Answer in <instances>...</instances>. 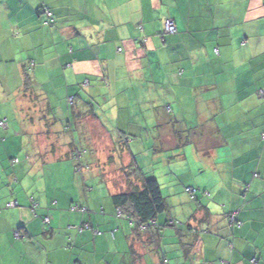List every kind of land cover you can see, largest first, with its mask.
Segmentation results:
<instances>
[{
  "label": "crops",
  "instance_id": "1",
  "mask_svg": "<svg viewBox=\"0 0 264 264\" xmlns=\"http://www.w3.org/2000/svg\"><path fill=\"white\" fill-rule=\"evenodd\" d=\"M167 18L175 32H164ZM4 60L15 61L0 69L15 70L18 86L0 101L12 114L38 102L51 124L74 119L83 137L157 126L170 144L185 125L201 144L180 174L195 198L170 169L166 208L141 231L116 215L111 196L126 185L114 171L95 167L103 184L90 195L86 178L72 184L83 168L73 147L9 137L19 121L0 113L11 120L0 127V264H264V0H0ZM19 120L23 132L34 124L24 111ZM120 156L121 175L133 154ZM55 169L69 184L49 192ZM159 173L162 190L170 173Z\"/></svg>",
  "mask_w": 264,
  "mask_h": 264
},
{
  "label": "rangeland",
  "instance_id": "2",
  "mask_svg": "<svg viewBox=\"0 0 264 264\" xmlns=\"http://www.w3.org/2000/svg\"><path fill=\"white\" fill-rule=\"evenodd\" d=\"M14 62L15 61L6 62V60H4L0 63V69L1 66H5L10 70L14 66ZM4 74V76L2 75V77H0V101L2 100V97L10 96L11 98V95H8L9 91L17 88L18 86L16 85L17 80L15 78V70L6 72ZM38 105H40V103H33V110H20L18 106V109L15 112L13 111V114L11 110L13 107L10 101L8 102V104L0 106V113L2 115L8 116L9 119L13 117V119L16 120V123L17 121H19V124L17 123V125L15 126V130H19V134L17 135L15 133L11 125L10 127H8L9 129H7L9 137H26V139H28L27 137H37L39 138L38 140L43 139L45 142L47 141V143H44L45 147H47L49 143L52 144L53 142L60 144L61 148L65 150L73 147L72 159L76 164L80 163L83 168L77 172V180L70 177L72 180V184L74 183L76 185L78 181L82 183L84 182L83 179L86 178V181L88 182L87 185H89V187H92L93 190L88 191L90 195H95L96 187H100V185L103 184L101 182V179H103L102 176L95 174V167H98L99 170L106 172L104 174H108L111 169V171L114 172L109 173V175L113 176V179H115L117 185H121L122 187L126 185L123 181V174H118L119 169L117 165L120 164V162L124 161V159H122V156H120L121 153H127L128 150L133 154L134 166L138 168L139 172L143 176L150 178L153 176V172H157V174H160V170H164V172L167 171L168 173H170V169H172L179 175L178 177H175L174 174H167V177L170 178V182L168 181V179L162 177V186L164 187L161 191L163 194H166L167 192H169V190L171 191L170 188L172 187V183L174 184L175 181H179L180 185L179 182H177L178 185L181 186L182 189H184V186H186V184L184 183L186 179L184 180V178L180 174L186 170V167L188 165L191 166L195 164L194 161L199 160L196 158L195 154L196 151L199 150V145L201 143H199V140L197 138H193L190 136L188 132V126H180V130L178 133L179 136L174 137L171 141L173 142V144H170V142L165 139V137H154V132L156 131V129H158L157 126L147 127L148 130L151 131V133L149 136L145 135L146 137L139 135L135 137V135L133 134L131 137H83L80 134V129L76 126L74 119L70 120L69 118L62 119L61 117H57L58 122L55 126V124L50 123L51 121H53V119L48 117L47 113L44 110L39 109L40 106ZM23 111L24 113L26 112L27 116L30 115L31 121L34 123H27L28 127H26L25 132L22 131L23 126L19 120V116L21 117ZM9 122H11V120H9ZM114 128L122 129L121 127H119V125H116L115 127H113V129ZM51 131H54V133L51 134ZM2 136L6 135L3 134ZM190 138L194 141L191 140L189 143H187L185 139ZM111 141L113 143L112 147L110 146ZM35 142L37 143V140ZM200 142H202V140ZM110 149L111 151L109 152ZM183 152L184 154H186V158L182 157L181 154ZM162 155H165L164 159L162 158ZM169 162L170 164H168ZM48 164V161H46L45 165L47 166ZM48 167L49 165L47 166V168ZM45 177L47 190L49 192L53 191L55 188H57V192H59L61 189H65L67 187L66 183H68L67 180L69 176L67 175V173H65L64 170L58 172V170L55 169L54 176L51 179V182L49 181L50 174L47 170L45 172ZM54 180H59L60 186H57L54 183ZM185 193L187 194V192ZM185 199L187 200V197L183 196V200Z\"/></svg>",
  "mask_w": 264,
  "mask_h": 264
},
{
  "label": "trees",
  "instance_id": "3",
  "mask_svg": "<svg viewBox=\"0 0 264 264\" xmlns=\"http://www.w3.org/2000/svg\"><path fill=\"white\" fill-rule=\"evenodd\" d=\"M121 169L126 187L113 194L112 201L116 209L135 223L137 229L139 224L149 227L157 214L166 208L159 182L154 177L143 176L134 166L133 157Z\"/></svg>",
  "mask_w": 264,
  "mask_h": 264
},
{
  "label": "built area",
  "instance_id": "4",
  "mask_svg": "<svg viewBox=\"0 0 264 264\" xmlns=\"http://www.w3.org/2000/svg\"><path fill=\"white\" fill-rule=\"evenodd\" d=\"M43 12L47 15V19L45 21V23L47 24V23H49L52 20L51 13H50V11L47 8H43ZM175 31H176V26H175L173 20L170 19V18L165 19L164 20V32H166V33H172V32H175ZM0 127L1 128H7V121H6V119L0 118ZM15 161H16V159H13V162H15ZM185 192H187V194L189 195V197L191 199H194L195 198V193H196V188L195 187H192V186H187L185 188ZM9 205H11V206L14 205V202L9 203ZM85 210H86L85 207L80 206L79 204H74L73 206H71V211H81V212H84ZM116 215L119 216V217L120 216H123V214H122V212H121L120 209H117ZM125 217H127V216H125ZM232 219H234L233 216L231 217V220ZM47 220L48 219L46 217L44 219V221H47ZM147 227L148 226L146 224H139L138 225V228L141 231L147 229ZM76 228H77L78 231H82L84 228H88V224L78 225Z\"/></svg>",
  "mask_w": 264,
  "mask_h": 264
}]
</instances>
